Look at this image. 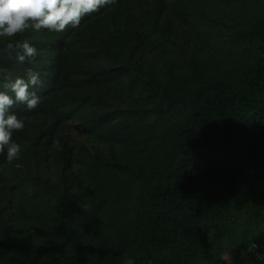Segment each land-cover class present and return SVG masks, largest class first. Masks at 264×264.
<instances>
[{"label": "trees", "instance_id": "16d2710c", "mask_svg": "<svg viewBox=\"0 0 264 264\" xmlns=\"http://www.w3.org/2000/svg\"><path fill=\"white\" fill-rule=\"evenodd\" d=\"M14 39L37 56L0 37V79L31 67L41 102L10 109L25 126L19 158L0 154V264L255 260L264 0H114Z\"/></svg>", "mask_w": 264, "mask_h": 264}, {"label": "clouds", "instance_id": "9594fccd", "mask_svg": "<svg viewBox=\"0 0 264 264\" xmlns=\"http://www.w3.org/2000/svg\"><path fill=\"white\" fill-rule=\"evenodd\" d=\"M114 0H0V37L6 38L7 49L15 52L20 64L31 63L37 56V49L27 40L14 38L29 31L63 32L69 25L76 28L81 19L98 12ZM26 78L17 77L12 81L0 79V154H5L11 163L19 158L21 145L12 140L13 132L24 129V121L10 112L17 103L24 104L28 110L38 107L40 97L30 91L41 83L39 73L31 67L25 69ZM11 93V95H9ZM252 242L247 252L256 260L264 262V253ZM124 264H135L132 258L125 257Z\"/></svg>", "mask_w": 264, "mask_h": 264}, {"label": "built area", "instance_id": "2783aa9c", "mask_svg": "<svg viewBox=\"0 0 264 264\" xmlns=\"http://www.w3.org/2000/svg\"><path fill=\"white\" fill-rule=\"evenodd\" d=\"M258 250H259L260 252L264 253V247H263V249H262V248H261V249L258 248ZM254 258H255V256H254ZM254 261H256V258H255V260L252 261L251 264H253Z\"/></svg>", "mask_w": 264, "mask_h": 264}, {"label": "rangeland", "instance_id": "374dc122", "mask_svg": "<svg viewBox=\"0 0 264 264\" xmlns=\"http://www.w3.org/2000/svg\"><path fill=\"white\" fill-rule=\"evenodd\" d=\"M103 63H105V61H103ZM71 137H72V138H74V136H73V135H72Z\"/></svg>", "mask_w": 264, "mask_h": 264}]
</instances>
